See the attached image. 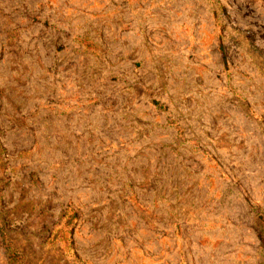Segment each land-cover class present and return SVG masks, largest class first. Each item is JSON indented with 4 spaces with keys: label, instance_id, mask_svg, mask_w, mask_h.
I'll use <instances>...</instances> for the list:
<instances>
[{
    "label": "rangeland",
    "instance_id": "rangeland-1",
    "mask_svg": "<svg viewBox=\"0 0 264 264\" xmlns=\"http://www.w3.org/2000/svg\"><path fill=\"white\" fill-rule=\"evenodd\" d=\"M0 264H264V0H0Z\"/></svg>",
    "mask_w": 264,
    "mask_h": 264
},
{
    "label": "trees",
    "instance_id": "trees-1",
    "mask_svg": "<svg viewBox=\"0 0 264 264\" xmlns=\"http://www.w3.org/2000/svg\"><path fill=\"white\" fill-rule=\"evenodd\" d=\"M3 242H5V247L6 249L11 253L12 256H14V258L16 259L17 258V253L12 249V247L10 246V244L6 243V238L5 236L3 235Z\"/></svg>",
    "mask_w": 264,
    "mask_h": 264
}]
</instances>
